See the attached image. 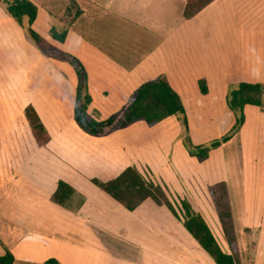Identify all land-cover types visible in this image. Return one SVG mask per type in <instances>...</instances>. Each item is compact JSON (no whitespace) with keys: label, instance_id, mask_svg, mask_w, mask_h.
<instances>
[{"label":"crops","instance_id":"0c3cea01","mask_svg":"<svg viewBox=\"0 0 264 264\" xmlns=\"http://www.w3.org/2000/svg\"><path fill=\"white\" fill-rule=\"evenodd\" d=\"M30 1L38 7L33 30L58 56L82 64L92 117L120 112L143 83L164 77L181 98L188 131L176 115L106 136L84 132L75 121L74 68L35 45L0 5V256L12 253L13 264H216L166 206L149 199L129 211L92 182L136 166L188 201L231 252L209 193L224 182L233 252L240 264H264V96L263 107H244L240 129L205 161L184 143L224 135L236 120L229 89L264 84V0H214L190 19L187 0H74L79 15L71 22V0ZM53 29L66 31L64 41ZM28 106L49 136L42 146ZM60 180L75 189L70 208L52 201Z\"/></svg>","mask_w":264,"mask_h":264},{"label":"trees","instance_id":"16d2710c","mask_svg":"<svg viewBox=\"0 0 264 264\" xmlns=\"http://www.w3.org/2000/svg\"><path fill=\"white\" fill-rule=\"evenodd\" d=\"M213 1L187 0L184 8V17L187 19L194 17ZM0 5L3 6L9 16L26 29L29 39L35 45L44 50L48 56L59 57L68 61L74 68L78 78L75 121L84 132L93 136H105L140 120L148 124H155L175 115L182 116L181 120L184 128L187 129L185 109L181 98L164 77H158L143 83L131 95L120 112H116L104 120L95 119L87 111L91 97L85 91L86 72L82 64L70 54L58 56L53 51V46L33 30L32 25L37 18L38 7L30 0H0ZM75 5V1L71 0V6L75 7ZM77 15H79V11H75L74 16H71L69 21H73ZM51 36L55 40L62 42L66 37V31L60 32L53 29ZM199 86L201 93L206 94L208 92L204 80L199 81ZM263 96L264 84L260 83L242 82L236 87L229 89L227 106L235 115L234 125L221 137L205 144L194 145L191 139L187 137L185 145L188 152L199 161H205L212 150L229 141L240 129L244 122L243 110L246 105L263 107ZM25 116L37 144L40 146L44 145L48 141L49 136L37 112L32 106H28L25 109ZM147 173L149 172H142L136 166H129L116 177L108 180L95 178L92 182L129 211L135 210L141 203L149 199L157 205L166 206L182 222L185 229L216 264H240L238 253L233 252L236 246L235 228L232 221L230 199L224 182L211 185L209 193L231 252H226L221 248L202 214L197 212L186 200H181L179 204L175 203L171 199L167 188L155 182L152 175ZM74 195L75 189L65 181L60 180L52 196V201L63 207L70 208ZM13 262L14 256L10 252L0 256V264H13Z\"/></svg>","mask_w":264,"mask_h":264},{"label":"rangeland","instance_id":"374dc122","mask_svg":"<svg viewBox=\"0 0 264 264\" xmlns=\"http://www.w3.org/2000/svg\"><path fill=\"white\" fill-rule=\"evenodd\" d=\"M43 1V5L44 4H46L47 3V0H42ZM69 2V1H68ZM47 6H48V4H47ZM46 6V7H47ZM67 11H76V8L75 7H72L71 6V3L69 2V6H67ZM70 14H68L67 16H69ZM58 23H55V25H57ZM53 51L54 52H57V50L56 49H53ZM176 116V115H175ZM179 116V115H178ZM227 118H226V121L228 122L229 121V117H228V115L226 116ZM210 118H207V121H208V123L210 122H212V119L210 120ZM209 123V124H210ZM233 123V122H232ZM188 131V129H185L184 128V131H183V134L184 133H186ZM197 133V132H196ZM106 136V135H105ZM185 141H186V138H185ZM185 141H184V143H185ZM149 149L151 150V146L149 145ZM214 160V159H213ZM146 173V172H145ZM147 174H149V173H147ZM150 175V174H149ZM199 195V197H198V202H199V204H203V205H205V204H207V199H206V197H205V195L203 194V193H201V194H198ZM170 197H171V199L175 202V203H177V204H179L180 203V200L179 199H176V197H174V195H171L170 194ZM122 247V245H120L118 242L116 243V248H121Z\"/></svg>","mask_w":264,"mask_h":264}]
</instances>
